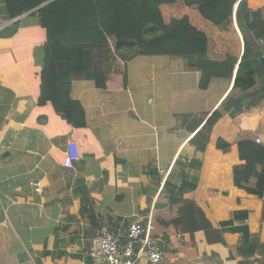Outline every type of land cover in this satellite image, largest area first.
I'll return each instance as SVG.
<instances>
[{
  "label": "crops",
  "instance_id": "obj_1",
  "mask_svg": "<svg viewBox=\"0 0 264 264\" xmlns=\"http://www.w3.org/2000/svg\"><path fill=\"white\" fill-rule=\"evenodd\" d=\"M9 1L0 0V264H103L87 255L93 238L101 230L92 220L108 218L102 229L108 230L118 242L131 223L145 225L151 219L155 225L157 221L151 211L164 183L168 180L178 185L179 176L171 178L179 173L177 161L190 159L201 164L199 169H188L198 177V184L183 197L201 208L213 228L231 219L233 211L247 210L249 229L259 231L261 236L264 137L251 134L255 119L263 118L259 110L219 120L211 131L217 137L212 140L210 133L203 152L195 151L190 143L195 133L187 127L190 116L182 123L181 118L169 114L164 124L160 112L159 83L169 88V106L183 107L185 102L195 107L199 103L205 110L198 111H204L205 115L220 105L233 82L214 79L207 91H201L199 74H189L194 76L193 86H175L178 92L171 93L170 98L173 85L167 78L172 70H182L181 65L133 59L123 68L128 86L133 83L138 88L135 82L147 80L149 95L143 90L131 92L129 88L125 92L123 73L113 75L106 91L101 92L107 105L99 107L100 96L91 83H76L73 96L85 105L90 125L73 128L55 114L50 103L37 105L46 32L38 24L36 13L9 20L6 9ZM248 5L253 10L261 9L264 17V0H249ZM237 35L241 40L238 30ZM207 36L211 60H222L227 53L239 52L233 33L222 34L215 29ZM198 115L191 116L203 119ZM126 118L136 125L119 122ZM218 138L232 145L230 153L223 155L215 149ZM70 142L76 143L80 159L72 169H66L63 159ZM208 157L220 160L211 162ZM228 157H232L231 163L222 164ZM238 163L256 170L248 184L231 174L232 166ZM150 166L158 170L161 183L152 180ZM37 188L40 193H35ZM85 194L92 200L91 209L83 210ZM150 200L151 209L146 213ZM166 215L168 220L178 218V209L172 208ZM159 232L166 234L167 239L163 242L162 236L158 237L164 247V259L159 264H236L227 247L208 245L203 232L192 237L173 227H162ZM225 238L229 246L238 240L230 234ZM134 250L139 254L136 264H148L138 245ZM261 254L258 251L256 258L259 264H264Z\"/></svg>",
  "mask_w": 264,
  "mask_h": 264
},
{
  "label": "trees",
  "instance_id": "obj_2",
  "mask_svg": "<svg viewBox=\"0 0 264 264\" xmlns=\"http://www.w3.org/2000/svg\"><path fill=\"white\" fill-rule=\"evenodd\" d=\"M10 1L6 7L9 20L29 12L31 16L36 13L38 24L46 32L37 105L50 103L55 114L73 128H87L90 125L85 105L73 96L76 83H91L95 90L103 92L113 75L123 73L125 92L129 88L131 92L143 90L149 95L151 88L146 84L147 80L145 83L135 82L138 88H134L133 83L128 86L127 74L123 70L133 59L162 62V65L182 59L185 72L199 74L198 89L201 91H207L214 79L233 82L230 91L214 111L201 120L194 116L188 117L187 127L195 131L190 139L195 151H205L209 135L219 120L224 117L234 119L258 109L264 103V17L261 9L249 7V0ZM176 3L195 7L199 16L219 28L222 34L236 35L235 49L239 52L227 53L222 60H211L205 32L195 27L187 16L170 17L167 20L163 17L161 7ZM16 27L17 22L12 26L13 32ZM240 42L243 44L242 49ZM159 86L163 87L161 83ZM157 91L162 103L160 112L164 121H168L169 91ZM128 106L133 108L131 103ZM127 119L119 122L136 125L131 122L133 120ZM214 146L223 155L230 153L232 148L222 138H218ZM177 166L179 173L172 174L171 178L179 176V184L167 180L152 208V216L157 221L153 225L152 237L162 236L161 240L166 242V234L159 232L162 227H173L177 232L191 237L196 232H203L208 245L221 244L227 247L230 258L236 264H259L256 254L261 236L259 231L249 229L246 223L249 212L235 210L231 219L213 228L201 208L194 201L183 197L186 192H192L197 187L198 177L188 172V169H199L200 162L195 159L177 161ZM149 171L152 180L161 183L162 178L156 167L150 166ZM231 174L241 183L248 184L255 172L243 163H238L232 166ZM83 201V210L92 208V200L88 195L85 194ZM175 207L178 209V218L168 220L166 213ZM150 209L151 200L145 212H150ZM92 221L100 230L105 228L109 219L95 218ZM227 234L237 236L235 245L227 244ZM126 235L127 232L119 241L121 247L126 242Z\"/></svg>",
  "mask_w": 264,
  "mask_h": 264
},
{
  "label": "built area",
  "instance_id": "obj_3",
  "mask_svg": "<svg viewBox=\"0 0 264 264\" xmlns=\"http://www.w3.org/2000/svg\"><path fill=\"white\" fill-rule=\"evenodd\" d=\"M264 58V55H263ZM80 159L79 150L75 142L67 145L63 159V167L72 169L73 164ZM40 193V189H35ZM153 223L148 219L145 225L134 222L127 228L126 242L121 247L119 242L106 229H101L92 240L88 257L94 262L103 264H136L138 255L135 246H139L140 253L148 264H159L164 259L163 243L152 237Z\"/></svg>",
  "mask_w": 264,
  "mask_h": 264
},
{
  "label": "rangeland",
  "instance_id": "obj_4",
  "mask_svg": "<svg viewBox=\"0 0 264 264\" xmlns=\"http://www.w3.org/2000/svg\"><path fill=\"white\" fill-rule=\"evenodd\" d=\"M161 11H162V14H163V17L165 18V20H167L171 16L179 18V17L185 16V15H188L190 17V19L192 20V23L195 24L201 30L205 31V33H207V34H209L210 32H213L215 29H219V28L213 26L212 24H210L209 22L203 20L199 16L195 7H187L186 5H184L182 3H176V4H172V5H163L161 7ZM199 21H201V23ZM213 38L214 37H212V39H211L212 45L214 44ZM209 58H212V57L209 56ZM170 63H178V65H181V67H182V70H180L179 72L172 70L170 72L171 77L167 78V81L169 82V84L173 85V91L170 92V98H171V93H174V92L177 93L178 92V91L174 90L175 86H181V85L189 86V87L193 86V84H194V78L193 77L194 76H190V75H194L195 73H193V72L184 73L183 60L182 59L171 60ZM168 89L169 88H167L165 86H163L161 88V90H163V92L167 91ZM98 93L100 96L99 99L97 100L98 106L101 107L102 105H104V106L107 105L106 101L104 99H102V96H104V94L101 92H98ZM182 96H184V94H182ZM195 105H196L195 107H192L190 105H187V103H185V102L183 104V107H176L175 105H171L169 108L170 114H172V115L174 114V115H176V117L181 118L182 123L186 120V118L188 116L194 115L196 113L199 114L198 116L200 118L204 117L206 115V114L205 115L202 114L204 111H198V110H205L204 107L199 103H196ZM205 108L207 111H209V107H208V109H207V107H205ZM258 110L263 115V118L261 120L255 119V121H254L255 127H254L253 131L251 132V134H252V136H258V138H263L264 136L262 134H264V103L261 105L260 108H258ZM188 113H190V114H188ZM186 114H188V115H186ZM162 119L164 121L163 117H162ZM162 126H163V128L166 127L164 125H162ZM168 128L169 127L167 126V129ZM260 132L262 134H260ZM216 137H217V135L215 134V132H212L211 133V139L214 140ZM228 159L223 161L222 164H228L229 165L231 163L232 157H228ZM207 160L208 161L211 160V162L213 160L219 162L220 159L217 157H214L213 159L211 157H208ZM254 171H256V170H254ZM224 174H225V172H224ZM261 237H262V241H260L261 244H260L259 251L262 252L261 256H262V258H264V231H261Z\"/></svg>",
  "mask_w": 264,
  "mask_h": 264
},
{
  "label": "water",
  "instance_id": "obj_5",
  "mask_svg": "<svg viewBox=\"0 0 264 264\" xmlns=\"http://www.w3.org/2000/svg\"><path fill=\"white\" fill-rule=\"evenodd\" d=\"M37 10V9H36Z\"/></svg>",
  "mask_w": 264,
  "mask_h": 264
}]
</instances>
